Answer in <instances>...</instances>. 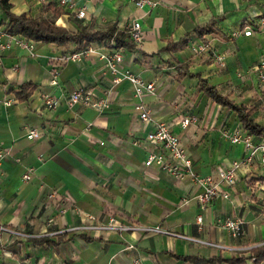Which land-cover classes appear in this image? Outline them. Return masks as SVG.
Masks as SVG:
<instances>
[{
	"label": "crops",
	"instance_id": "1",
	"mask_svg": "<svg viewBox=\"0 0 264 264\" xmlns=\"http://www.w3.org/2000/svg\"><path fill=\"white\" fill-rule=\"evenodd\" d=\"M153 1L156 7L142 9L133 0H68L74 9L60 0L10 4L15 15L48 18L72 33L110 26L129 31L139 20L145 40L121 48L122 68L155 83V92L143 98L153 119L174 122L172 130L194 171L218 180L221 171L242 162L248 152L225 140L224 132L243 129L241 121L201 90V80L264 126V81L256 71L264 60V30H256L264 20V0ZM82 8L86 18L78 19ZM8 22L0 4V31ZM211 24L216 32L207 36L208 49L195 53L192 46L201 43L195 30ZM251 27L256 32L245 36ZM187 37L186 49L166 50ZM105 44L92 45L105 51ZM32 46H14L0 68V101H14L0 108V150L6 155L0 176V227L6 229L0 231V264H193L185 257L264 264L249 259L264 245V169L258 159L241 166L234 187H222L229 199L219 197L203 207L198 199L202 190L190 178L179 181L157 166H145L148 149L134 143L143 141L154 125L141 121L130 82L113 86L105 63L92 55L69 63L61 70L59 86H52L51 58L75 46ZM30 84L29 96L19 99L18 89ZM76 89L91 91L95 100L107 98L109 109L68 108L63 95ZM45 94L62 98L61 106L47 110ZM182 118L192 120L189 127L180 126ZM32 129L41 133L40 139L29 137ZM262 140L254 136L255 143ZM28 169L33 173L25 182ZM112 217L133 229L74 230L107 224ZM225 219L243 221L244 235L233 238L221 228L218 223ZM157 227L164 233L151 231ZM42 238L45 243L35 242Z\"/></svg>",
	"mask_w": 264,
	"mask_h": 264
},
{
	"label": "built area",
	"instance_id": "2",
	"mask_svg": "<svg viewBox=\"0 0 264 264\" xmlns=\"http://www.w3.org/2000/svg\"><path fill=\"white\" fill-rule=\"evenodd\" d=\"M135 5L142 9L145 6L154 8L157 3L153 0H133ZM60 5L74 9L73 4H69L68 0H60ZM87 11L85 8L78 10L76 16L78 19H85ZM256 30H264V20H261ZM255 29L247 28L244 31L245 36H252ZM129 36L131 41L136 45H141L145 40V32L142 24L139 20H133L129 26ZM14 46H19L26 50H32V42L23 37H12L6 34L5 31H0V68L4 65V55L7 51L11 50ZM105 51H99L95 46L89 45L84 50L79 52H71L62 56L51 58V85L59 86V76L61 70L69 63H80L87 57L92 55H98L99 58L105 63L106 72L112 76V85H118L122 81L127 80L134 88L135 97L138 102L136 104V110L140 114V119L144 123H153L154 130L148 134L143 141H136V146H145L148 149V157L145 161L146 167L157 166L160 170L171 175L179 181H183L186 178H190L192 183L198 186L202 193L199 195V202L203 207L211 204L219 197L229 199L228 193L222 192V187H234L239 181L238 171L243 164H251L255 159L259 160L261 167L264 169V139L259 143H255L254 136L247 133L243 129H237L235 131L224 132V138L227 142L233 145H244L248 155L242 162H236L233 166L227 170H223L219 174V179L215 180L211 176H200L193 168V161L189 158L181 140L173 132L172 127L174 122H160L155 121L152 117L151 110L143 101V98L147 94H153L155 92V83L147 82L142 77L134 74L130 70H124L122 68L124 63V54L122 49L115 47V42L108 41L105 44ZM193 51L197 54L205 52L208 46L201 43L192 46ZM216 60L219 63L223 62L222 57H217ZM256 71L260 73V78L264 81V60L260 61L256 66ZM65 103L68 108H73L76 105H82L88 108L95 109L100 112L107 111L110 107L109 100L102 98L95 100L93 94L89 90L76 89L64 96ZM44 106L47 110L54 111L62 104V98L55 97L52 94H45L42 97ZM14 101L12 99L0 101V108L12 106ZM192 123L190 118H182L180 120V126L185 129ZM29 137L33 140L41 138V133L37 129H32L29 133ZM6 157L4 151L0 150V176L2 174L1 166L4 158ZM32 169H28L23 176L25 182L31 180ZM64 213L66 210H61ZM93 219V218H91ZM199 224H202L203 218L199 216L197 219ZM218 225L224 230L228 231L233 238H240L244 235L243 221L239 219H225L219 221ZM133 228L123 225H118L114 217L110 218L107 224H98L96 226L81 227L74 230H119L129 231ZM6 231L4 227H0V231ZM151 231L157 233H164L161 228H155ZM203 243V242H201Z\"/></svg>",
	"mask_w": 264,
	"mask_h": 264
},
{
	"label": "trees",
	"instance_id": "3",
	"mask_svg": "<svg viewBox=\"0 0 264 264\" xmlns=\"http://www.w3.org/2000/svg\"><path fill=\"white\" fill-rule=\"evenodd\" d=\"M11 0H0L1 7L5 11L8 17V25L6 27V34L12 37H23L32 43H45L55 44L59 47L75 46L73 52H79L84 50L93 43H106L108 41H114L117 49L131 48L135 44L129 41V31H120L115 26H110L106 30H93L85 27L80 29L77 33H72L64 27L56 25L55 21L48 18H33L26 14L15 15L12 13ZM215 25L211 24L205 27H200L195 30L200 41L209 47L210 41L207 36L216 32ZM190 40L185 38L179 43H171L166 48L168 51H181L189 47ZM29 87H33L32 84L22 86L18 89L17 95L19 99L25 100L29 94L26 90ZM201 90L204 91L215 103L227 107L229 110L235 112L241 121L242 128L249 134L264 139V126L255 122L246 108L238 106L231 102L228 98L222 96L216 88L209 86L207 80H201ZM37 244H43L46 242L45 238L35 240ZM251 261L261 263L264 261V245L256 248L252 251V255L249 258ZM186 262L193 264H215L216 261H222L217 259H201L198 257H185ZM225 261V260H223ZM231 264H243L245 258H232L226 260Z\"/></svg>",
	"mask_w": 264,
	"mask_h": 264
},
{
	"label": "rangeland",
	"instance_id": "4",
	"mask_svg": "<svg viewBox=\"0 0 264 264\" xmlns=\"http://www.w3.org/2000/svg\"><path fill=\"white\" fill-rule=\"evenodd\" d=\"M244 31V30H243Z\"/></svg>",
	"mask_w": 264,
	"mask_h": 264
}]
</instances>
